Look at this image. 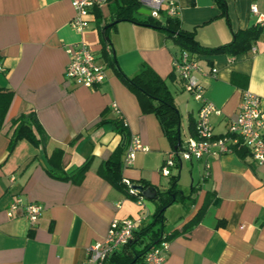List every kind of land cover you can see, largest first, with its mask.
<instances>
[{
  "label": "crops",
  "instance_id": "crops-1",
  "mask_svg": "<svg viewBox=\"0 0 264 264\" xmlns=\"http://www.w3.org/2000/svg\"><path fill=\"white\" fill-rule=\"evenodd\" d=\"M175 1V16L202 48L227 44L233 32L255 25L252 4L264 13V0H226V16L214 0ZM97 8L99 19L93 12L78 32L69 23L75 13L70 0H0V90L12 93L0 126V264H83L86 249L105 238L113 219L136 217L142 210L140 229L153 218L156 200L144 197L139 203L122 179L159 191L171 185V175L181 178L175 168L182 164L170 176L160 173L171 142L158 117L142 110L118 73L129 77L146 65L163 78L181 115L180 130L185 121L188 137L199 102L172 72L173 58L182 49L159 28L126 20L110 25V43H104L101 26L110 24L111 16L107 2ZM79 41L105 68L106 77L95 88L64 76L69 60L65 49ZM192 56L204 97L221 111L210 116L215 134L223 135L237 115L243 90L256 93L264 109V32L246 52L230 56L199 51ZM113 104L126 123L125 144L111 123L99 124L102 118H116ZM29 112L46 135L44 145L19 139L10 149L12 120ZM133 134L147 150L135 152L124 166ZM122 145L119 173L124 186L118 187L100 167ZM56 148L63 151L60 164L68 174L89 163L79 182L48 173L47 157ZM189 162L191 175L198 164V177L192 181L196 188L190 189L186 205L179 199L169 205L174 210L165 230L178 233L170 240L164 264H264V162L253 161L245 148ZM15 196L42 204L36 222L30 223L21 209L8 217L6 209ZM195 216L198 221L186 230Z\"/></svg>",
  "mask_w": 264,
  "mask_h": 264
},
{
  "label": "built area",
  "instance_id": "built-area-1",
  "mask_svg": "<svg viewBox=\"0 0 264 264\" xmlns=\"http://www.w3.org/2000/svg\"><path fill=\"white\" fill-rule=\"evenodd\" d=\"M74 15L70 19V25L78 32L83 31L88 24V16L93 13L95 7H99L107 0H70ZM143 7L150 9L153 14L162 5L167 6V13L175 15L178 5L175 0H139ZM251 11L257 17L256 24L264 28V13L259 12L255 4L251 5ZM68 52L65 75L66 78L88 88H95L106 77L105 68L101 62L97 61L95 53L88 48V45L79 41L65 49ZM173 71L180 79L183 89L199 102V109L195 118V134L187 137V145L180 142L178 148H171L163 164L160 173L170 176L172 169L181 165L183 161L201 160L210 154H224L233 152L237 148H245L249 152L253 161L264 162V109L261 108L260 97L250 89H245L241 93L238 103V113L234 118H230L225 133L215 134L210 122V116L219 115L220 109L206 99L204 86L194 75L198 68L196 59L187 50H181L174 56L172 61ZM4 70L0 63V73ZM215 72V68L211 69ZM117 117L123 125H126L124 118L119 114L116 105ZM147 150L143 146L137 135H131L125 150L122 161L124 166L131 164L135 152ZM130 194L136 196L139 203L144 196L131 187V182L127 178L122 179ZM21 209L24 217L30 222L37 221L43 209L42 204L34 201H24L20 196H15L6 209L8 217H13L16 210ZM145 219V212H141L136 217L123 219H113L109 223L107 234L102 241H96L86 249V260L83 264H103L111 254L119 250L133 238L134 232ZM170 240L162 238L155 246L148 249L141 260L135 264H164L169 248Z\"/></svg>",
  "mask_w": 264,
  "mask_h": 264
},
{
  "label": "trees",
  "instance_id": "trees-1",
  "mask_svg": "<svg viewBox=\"0 0 264 264\" xmlns=\"http://www.w3.org/2000/svg\"><path fill=\"white\" fill-rule=\"evenodd\" d=\"M218 5L222 15L227 14L226 0H214ZM107 5L111 16V25H115L119 20H126L137 24H144L159 28L166 32L167 37H172L176 45L180 46L182 50L189 51L192 55L194 52L205 53H227L230 56L236 55L241 52H246L257 40V38L264 32V28H261L258 24L251 27L233 32V39L227 44H223L214 48H202L194 38L192 31L185 30L181 26V21L175 15H169L167 13V6L164 4L160 9L153 14H143L139 12L142 4L139 0H107ZM95 17L99 19L101 16L99 8H92ZM107 26V27H106ZM109 23L101 26L102 40L104 43H110L108 36ZM119 72L122 80L126 83L132 91L138 96L140 105L143 111L153 112L159 119V122L164 130V133L171 142V148H174L178 140L181 138L180 130V112L172 98L170 91L168 90L165 81L156 72L143 65L136 74L132 76H125ZM12 98V93L8 91L0 90V126L3 122L4 115L8 108V104ZM111 123L114 129L121 133L124 144L128 141V134L121 120L116 116L114 119L102 118L99 124ZM98 124V125H99ZM190 135L195 134L194 123L189 124ZM81 134L76 136V139ZM19 139H27L31 144L43 146L46 140V135L37 121L34 112L22 113L15 117L11 122L10 130V142L9 148L12 149L15 142ZM122 146H119L112 155L103 162L100 167V171L116 186H124L121 182L120 159L119 154L122 152ZM241 150V148H237ZM63 154L61 148H56L52 151L50 156L47 157L46 170L54 177L71 179L72 181L79 182L87 170L89 163H84L73 174H68L63 170L60 164V159ZM177 167H179L177 165ZM179 174H173L170 177V186L166 190H157L156 208L153 213V218L145 226L134 232L133 238L126 244L111 254L103 264H135L140 261L145 252L151 247L155 246L164 237L171 240L178 231H166L164 210L171 203L176 200H184L186 197L182 194V191L178 188ZM144 188L149 187L147 184H143ZM194 184L191 186V192L195 190ZM190 195L188 198L190 199ZM201 210L196 216H199ZM194 217L192 221L187 224L188 227L198 221L199 217ZM159 225V226H157ZM184 227V229H185ZM183 229V230H184ZM138 246V248H137Z\"/></svg>",
  "mask_w": 264,
  "mask_h": 264
},
{
  "label": "rangeland",
  "instance_id": "rangeland-1",
  "mask_svg": "<svg viewBox=\"0 0 264 264\" xmlns=\"http://www.w3.org/2000/svg\"><path fill=\"white\" fill-rule=\"evenodd\" d=\"M143 7V6H142ZM185 91V90H184ZM188 93V92H187ZM189 94V93H188ZM190 95V94H189ZM186 122L184 121L182 124V127H181V143L183 146H186L187 145V137L185 136V131H186ZM189 161H183L181 167L178 169V168H175L176 172H178V170H180V173H181V178L179 177L178 179V188L181 190V187H183L182 189L184 191H186L187 194H185L186 197H184V200H183V203L184 205H186L187 201H188V196L190 195L191 196V193H190V189H191V185H192V181L193 179H197L198 177V167H196L198 164L195 163V166L193 168V173L192 175L190 174L189 172V169H190V166H189ZM202 168V165H200V170ZM182 191V190H181ZM176 204L178 203H175L174 206H176ZM168 210H167V207L164 211V216L167 217L165 218V226L164 228L167 229L168 227H170V217L172 215V212L174 210V207H169L168 206ZM159 226V225H157ZM138 248V246H137Z\"/></svg>",
  "mask_w": 264,
  "mask_h": 264
},
{
  "label": "water",
  "instance_id": "water-1",
  "mask_svg": "<svg viewBox=\"0 0 264 264\" xmlns=\"http://www.w3.org/2000/svg\"><path fill=\"white\" fill-rule=\"evenodd\" d=\"M139 12H141L143 14H150L151 13L150 9L145 8V7H141L139 9ZM111 24H112V22L109 25H111ZM105 38L108 39L109 37L106 36ZM179 145H180V140H178V142L176 143L174 148H178ZM131 187L133 189L137 190L138 192H140L147 199H157V190L153 186H149V187L144 188V186L141 184H131Z\"/></svg>",
  "mask_w": 264,
  "mask_h": 264
}]
</instances>
